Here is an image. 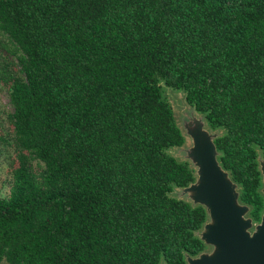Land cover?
<instances>
[{
	"label": "trees",
	"instance_id": "trees-1",
	"mask_svg": "<svg viewBox=\"0 0 264 264\" xmlns=\"http://www.w3.org/2000/svg\"><path fill=\"white\" fill-rule=\"evenodd\" d=\"M0 82V157H15L0 263L188 264L208 249L206 206L172 194L197 174L169 152L185 137L163 86L219 132L218 163L260 222L264 0H0Z\"/></svg>",
	"mask_w": 264,
	"mask_h": 264
},
{
	"label": "water",
	"instance_id": "water-1",
	"mask_svg": "<svg viewBox=\"0 0 264 264\" xmlns=\"http://www.w3.org/2000/svg\"><path fill=\"white\" fill-rule=\"evenodd\" d=\"M192 138L197 180L184 188L194 192L193 203L206 206L209 221L200 237L215 249L187 257L188 264H264V214L252 228L251 219L244 218L247 206L238 203L236 185L218 163L213 140L200 130ZM260 169L264 181L263 160Z\"/></svg>",
	"mask_w": 264,
	"mask_h": 264
},
{
	"label": "rangeland",
	"instance_id": "rangeland-1",
	"mask_svg": "<svg viewBox=\"0 0 264 264\" xmlns=\"http://www.w3.org/2000/svg\"><path fill=\"white\" fill-rule=\"evenodd\" d=\"M6 60L10 63L12 70H17L16 59L9 55ZM164 94L172 106L176 122L185 137V143L180 147H172L169 152L178 159L188 160L195 170L198 166L193 155V138L192 133L195 130H200L208 136L210 140L219 134L218 131L210 130L201 114L193 109L185 102L184 93L167 86H163ZM12 112L10 103L9 90L0 82V135L8 136L11 134V124L8 118V113ZM4 145V144H3ZM263 164V162H262ZM261 164V168L263 165ZM15 165L13 146H4V154L0 157V195L7 196L10 190L11 170ZM178 198L193 201L194 192L188 191L185 188H178L172 193ZM244 218H247L244 214ZM256 224V223H255ZM254 227V224L252 228ZM215 249L214 246L209 245L206 253H211ZM6 264V263H0ZM160 264H166L164 260Z\"/></svg>",
	"mask_w": 264,
	"mask_h": 264
}]
</instances>
